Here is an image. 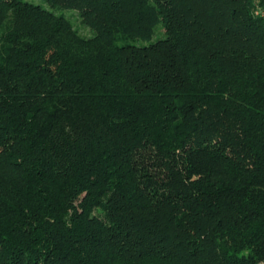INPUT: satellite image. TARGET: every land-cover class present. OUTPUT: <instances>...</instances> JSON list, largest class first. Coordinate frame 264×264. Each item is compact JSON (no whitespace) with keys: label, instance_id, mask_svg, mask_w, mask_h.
<instances>
[{"label":"trees","instance_id":"obj_1","mask_svg":"<svg viewBox=\"0 0 264 264\" xmlns=\"http://www.w3.org/2000/svg\"><path fill=\"white\" fill-rule=\"evenodd\" d=\"M0 264H264V0H0Z\"/></svg>","mask_w":264,"mask_h":264},{"label":"rangeland","instance_id":"obj_2","mask_svg":"<svg viewBox=\"0 0 264 264\" xmlns=\"http://www.w3.org/2000/svg\"><path fill=\"white\" fill-rule=\"evenodd\" d=\"M156 38L153 39V41H155ZM148 42H138L137 45H148Z\"/></svg>","mask_w":264,"mask_h":264}]
</instances>
